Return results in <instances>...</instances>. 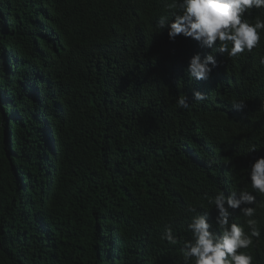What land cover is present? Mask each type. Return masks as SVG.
<instances>
[{
    "label": "trees",
    "instance_id": "16d2710c",
    "mask_svg": "<svg viewBox=\"0 0 264 264\" xmlns=\"http://www.w3.org/2000/svg\"><path fill=\"white\" fill-rule=\"evenodd\" d=\"M132 1L99 0L97 10L94 0H0V264H132L144 248L130 243L139 233L123 212L139 205L158 220H169L172 202L193 167L187 151H193L196 140L209 145L208 161L227 155L222 159L237 179L235 190L247 187L248 163L238 166L236 160L245 155L228 125L234 101L246 102L240 115L260 118L251 85L223 92L214 77L203 85L209 93L205 103L177 113L165 89L146 98L140 111L126 109L107 91L113 70L107 59L127 46L123 33L115 34L134 11ZM37 39L70 41L56 65L68 110L60 133L67 136L58 144L56 189L49 197L41 195L36 177L41 156L26 143L38 130L21 86ZM184 46L191 49L193 43ZM156 51V61H172L170 43L156 45ZM174 60L180 65L179 57ZM10 61L15 75L21 74L17 82L6 73ZM1 99L14 104L11 117L21 125L15 133L8 129ZM256 138L264 142V128ZM194 158L200 159L196 153ZM163 244L154 236L145 247Z\"/></svg>",
    "mask_w": 264,
    "mask_h": 264
},
{
    "label": "clouds",
    "instance_id": "9594fccd",
    "mask_svg": "<svg viewBox=\"0 0 264 264\" xmlns=\"http://www.w3.org/2000/svg\"><path fill=\"white\" fill-rule=\"evenodd\" d=\"M94 2L98 10L100 2ZM130 5L136 9L115 34L122 32L121 41L127 46L107 59L113 70L106 78V89L116 95V102L140 111L146 98L165 89L174 97L177 113L205 103L209 93L203 85L216 77L223 92L251 85L260 115L259 119L240 115L246 108L243 100L234 101L229 110L235 116L228 132L245 155L236 162L239 167L248 163L247 187L235 190L237 179L231 178L222 159L227 155L208 161L209 145L196 140L193 151H187L193 167L172 202L169 220H158L139 205L127 207L123 215L132 219V229L139 233L138 240L130 243L144 248L132 264H264V142L256 138L264 128V0H133ZM69 42L37 39L31 48L32 64L22 73V91L32 103L31 118L38 130L26 143L41 156L36 177L46 197L56 189L58 144L67 136L60 133L68 110L56 65ZM162 42L171 44L180 65L173 58L156 61L157 51L152 50ZM188 42L193 48L184 46ZM13 64L5 63L6 73L17 82L21 74L15 75ZM29 66L37 74L34 78ZM1 102L8 129L15 133L21 125L11 117L14 104ZM25 178L24 183L30 180L29 175ZM154 236L161 237L164 246L149 250L145 242Z\"/></svg>",
    "mask_w": 264,
    "mask_h": 264
},
{
    "label": "bare ground",
    "instance_id": "6f19581e",
    "mask_svg": "<svg viewBox=\"0 0 264 264\" xmlns=\"http://www.w3.org/2000/svg\"><path fill=\"white\" fill-rule=\"evenodd\" d=\"M225 179H226V182L228 183V182H229V179H228V177H227V174H226Z\"/></svg>",
    "mask_w": 264,
    "mask_h": 264
}]
</instances>
